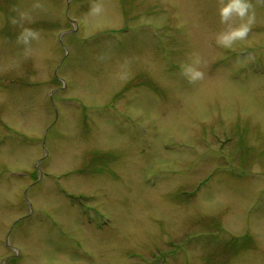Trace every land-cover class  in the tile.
Returning a JSON list of instances; mask_svg holds the SVG:
<instances>
[{
  "label": "rangeland",
  "instance_id": "obj_1",
  "mask_svg": "<svg viewBox=\"0 0 264 264\" xmlns=\"http://www.w3.org/2000/svg\"><path fill=\"white\" fill-rule=\"evenodd\" d=\"M227 2L0 0V264H264V2L224 48Z\"/></svg>",
  "mask_w": 264,
  "mask_h": 264
},
{
  "label": "clouds",
  "instance_id": "obj_2",
  "mask_svg": "<svg viewBox=\"0 0 264 264\" xmlns=\"http://www.w3.org/2000/svg\"><path fill=\"white\" fill-rule=\"evenodd\" d=\"M264 2V0H261ZM253 5L250 0H228L223 7L220 8V18L222 23H226L233 15L243 21L238 27L230 28L228 31L217 36V43L224 48H231L236 41H244L250 31V26L254 22L255 14L251 11ZM94 11L99 12L97 6ZM26 19L21 14L19 20L13 18V23H19ZM39 39V33L31 28H23L17 36V41L24 45L30 44L32 40ZM182 72L190 81H196L203 77V72L192 64L182 67Z\"/></svg>",
  "mask_w": 264,
  "mask_h": 264
}]
</instances>
